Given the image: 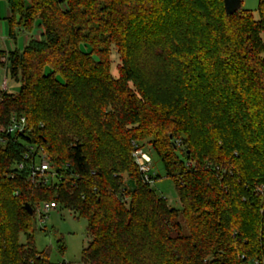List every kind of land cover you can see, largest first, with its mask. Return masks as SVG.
<instances>
[{
  "label": "trees",
  "instance_id": "1",
  "mask_svg": "<svg viewBox=\"0 0 264 264\" xmlns=\"http://www.w3.org/2000/svg\"><path fill=\"white\" fill-rule=\"evenodd\" d=\"M0 1L8 37L29 35L0 50L20 81L0 89V127L17 115L29 129L0 143V264H63L34 246L45 201L85 220L88 264H264V0L257 18L222 0ZM144 140L180 209L143 181ZM24 142L57 183L17 169Z\"/></svg>",
  "mask_w": 264,
  "mask_h": 264
},
{
  "label": "rangeland",
  "instance_id": "2",
  "mask_svg": "<svg viewBox=\"0 0 264 264\" xmlns=\"http://www.w3.org/2000/svg\"><path fill=\"white\" fill-rule=\"evenodd\" d=\"M258 0H241V8L251 11L254 18H257ZM8 15L7 7L3 1H0V50L7 51L3 44L10 45L9 49H21L27 42L29 35L27 33H18L13 41L7 35L6 24L4 18ZM36 37L35 35L33 38ZM111 66L110 72L117 77V68L119 58L114 49H111ZM5 88L8 92L17 93L20 88V81L11 77L6 70V66L0 64V89ZM143 151L150 158L149 174L153 177V191L165 198L167 205L174 209H180V202L177 197L173 181L165 176L164 167L147 145V140L142 142ZM121 180L125 186L131 188L134 181L127 174L120 173ZM36 230L33 233L34 246L38 251L45 252L49 261L64 264H88L83 262L81 258L82 249L86 246L89 237L86 234V222L82 218H77L71 211L63 207L53 209L45 219L43 226L45 230L39 228L36 224ZM26 235H19V242L26 243ZM62 239L64 243V251L60 253L57 250V240Z\"/></svg>",
  "mask_w": 264,
  "mask_h": 264
},
{
  "label": "built area",
  "instance_id": "3",
  "mask_svg": "<svg viewBox=\"0 0 264 264\" xmlns=\"http://www.w3.org/2000/svg\"><path fill=\"white\" fill-rule=\"evenodd\" d=\"M1 60L3 61L4 57H1ZM3 86V90H5V83H3ZM28 130L25 117L11 115L7 125L0 127V143H6L9 140L16 141L20 136H28ZM132 156L143 175V181L150 185L153 184L152 177L148 174L150 169L149 156L135 144ZM16 167L19 170H27V179L35 187L45 184L52 185L60 179L57 171L51 168L48 155L43 147L34 143L24 142L22 159ZM55 208L56 203L52 201H45L35 206L33 216L40 229L45 230L43 223L49 213Z\"/></svg>",
  "mask_w": 264,
  "mask_h": 264
},
{
  "label": "water",
  "instance_id": "4",
  "mask_svg": "<svg viewBox=\"0 0 264 264\" xmlns=\"http://www.w3.org/2000/svg\"><path fill=\"white\" fill-rule=\"evenodd\" d=\"M225 14L231 15L241 7V0H222ZM25 209L32 214V209L28 204H25Z\"/></svg>",
  "mask_w": 264,
  "mask_h": 264
},
{
  "label": "crops",
  "instance_id": "5",
  "mask_svg": "<svg viewBox=\"0 0 264 264\" xmlns=\"http://www.w3.org/2000/svg\"><path fill=\"white\" fill-rule=\"evenodd\" d=\"M3 45H4V47H5V48H7V49H8V50H7V51H5V52H8V51H10V50H12V49H13V48H12V49H9V47H10V45H9V44H8V45H6V44H3Z\"/></svg>",
  "mask_w": 264,
  "mask_h": 264
}]
</instances>
